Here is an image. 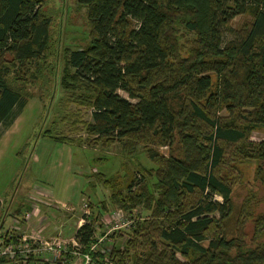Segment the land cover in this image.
Wrapping results in <instances>:
<instances>
[{
  "label": "trees",
  "instance_id": "obj_1",
  "mask_svg": "<svg viewBox=\"0 0 264 264\" xmlns=\"http://www.w3.org/2000/svg\"><path fill=\"white\" fill-rule=\"evenodd\" d=\"M77 3L87 36L71 48L54 29L64 2L56 11L49 0H0V125L32 98L23 87L30 79L46 92L57 85L49 96L75 106L71 125L89 147L120 145L121 171L87 177L109 191L96 218L115 209L129 223L108 233L107 245L83 223L73 235L80 251L92 264H264V213L245 241L238 231L253 217L252 202L237 209L232 199L243 175L237 164L256 163L264 186V140L249 138L264 130V0ZM140 152L152 167L137 162L133 173L128 163ZM39 260L32 254L25 264ZM0 264L10 263L2 256Z\"/></svg>",
  "mask_w": 264,
  "mask_h": 264
},
{
  "label": "rangeland",
  "instance_id": "obj_2",
  "mask_svg": "<svg viewBox=\"0 0 264 264\" xmlns=\"http://www.w3.org/2000/svg\"><path fill=\"white\" fill-rule=\"evenodd\" d=\"M63 2L64 12L57 14L55 33L57 30V35L59 32L62 34L63 46H82L87 36L84 10L77 0H49V4L56 11ZM241 22V16L235 17L232 27L237 29ZM234 36L235 34L227 32L225 38L231 40ZM28 80L23 87L31 93L32 98L28 99L20 111H16L12 120L10 118L7 123L0 125V197L5 199L3 204L0 203V226L3 224L7 228L10 224H18L19 219L13 213L19 206L23 207L21 213L36 215L38 209L45 211V208H49L51 204L48 202H52V199L59 202L70 199L69 204H63L64 210L59 207L51 208L60 215L59 219L68 220V224H71L61 231L62 237L67 240L75 234L79 224L90 222L95 231V240L99 242L103 238L101 241H106V234L126 229L123 223L129 217L123 211V220L118 221L119 227L116 229H112L114 221L111 218L117 212L115 209L105 214L103 222L99 221L96 218L97 208L101 207L100 200L105 199L109 191L101 183L91 186L87 176L92 172L111 175L121 171L120 145L114 144L108 150L100 146L89 147L86 132L80 125H71L72 120L78 118V114L74 112L75 106L67 105L63 96H49L57 87L54 81L50 80V85L54 84L52 91L46 92L39 86V81ZM117 93L131 102H136V99L129 98L122 90H117ZM82 112V120L90 121V110L84 109ZM59 137L71 140L74 144L60 142L56 139ZM76 138H84L83 144H79ZM249 138L253 141L264 140V130H252ZM167 150L165 146L159 148L164 155ZM133 160L128 163L133 173L137 162L152 167V163L142 152ZM237 165L243 175L241 182L235 185L232 199L237 209H240L248 196L252 202L253 217L238 231L248 241L253 235L254 217L264 213V186L254 178L256 163ZM130 212L131 215L139 216L137 207L130 209ZM21 224L22 222L19 225ZM21 230L18 232L23 233ZM125 238L121 237L115 242L121 245ZM102 244L107 245L108 242Z\"/></svg>",
  "mask_w": 264,
  "mask_h": 264
},
{
  "label": "built area",
  "instance_id": "obj_3",
  "mask_svg": "<svg viewBox=\"0 0 264 264\" xmlns=\"http://www.w3.org/2000/svg\"><path fill=\"white\" fill-rule=\"evenodd\" d=\"M28 215L29 213L23 214V220ZM111 218L114 221L112 229H116L119 227L118 221L123 220V214L117 211ZM128 223L126 221L123 225H128ZM16 226L10 224L0 232V257L5 256L10 264H25L27 258L32 254L40 258L37 264H44L45 260L56 264H92L90 254L80 251L74 237L66 240L57 234L49 239L32 238L29 234L17 233L14 230ZM16 228L18 230V227ZM6 231L9 232L8 236ZM11 236L13 239L7 240V237ZM102 239L100 238L99 242ZM90 250H96V243L90 246Z\"/></svg>",
  "mask_w": 264,
  "mask_h": 264
},
{
  "label": "crops",
  "instance_id": "obj_4",
  "mask_svg": "<svg viewBox=\"0 0 264 264\" xmlns=\"http://www.w3.org/2000/svg\"><path fill=\"white\" fill-rule=\"evenodd\" d=\"M75 145H77V144H75ZM91 179L92 178H89V179L87 178L88 182H90ZM101 200H103V199H101ZM4 201H5V199L0 197V203L3 204ZM68 201H70V199ZM68 201L59 202L56 199L55 200L52 199V202H48L49 204H51V206H49V208H45V211L38 209L36 212V215L31 214L28 217H26L24 220L22 217L23 213H21L23 207H20V212L18 211L19 213L16 211L17 209H15L13 214L19 219V222H18V225L16 226V227H18V230L16 227H14V230L18 233V231H20L22 229L21 231L23 233H27V234H29L30 237H32V238L34 237V238H38V239H49V238L54 237L57 234L62 237L61 231H63V229L66 225L71 226V224H68V220L64 221L62 219H59L58 216H60V215H57L54 210H51V208L56 209L57 207H59V209L64 210L63 204L64 205L69 204ZM15 212L18 214H15ZM44 216H47V217L45 219H43ZM21 222H22V224L19 225ZM80 225L81 224H79L77 226V228ZM70 238H73V236ZM70 238H68V239H70ZM62 239H65V238L62 237ZM119 239L120 238H118V240Z\"/></svg>",
  "mask_w": 264,
  "mask_h": 264
}]
</instances>
